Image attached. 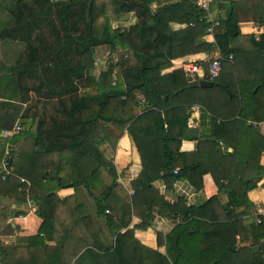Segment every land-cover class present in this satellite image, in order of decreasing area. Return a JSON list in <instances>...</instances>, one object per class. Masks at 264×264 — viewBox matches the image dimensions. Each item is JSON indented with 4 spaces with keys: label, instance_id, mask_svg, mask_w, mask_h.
<instances>
[{
    "label": "trees",
    "instance_id": "trees-1",
    "mask_svg": "<svg viewBox=\"0 0 264 264\" xmlns=\"http://www.w3.org/2000/svg\"><path fill=\"white\" fill-rule=\"evenodd\" d=\"M0 8L13 21L0 27V40L17 44L6 76L14 85L0 88V96L27 102L20 115L31 119L20 124L28 131L20 140L29 149L7 158L11 172L0 176V194L27 196L45 231L54 212L51 191L94 187L101 164L115 176L100 142L108 139L113 148L127 130L141 170L121 225L128 223L137 198L143 213L136 226L154 217L152 202L157 214L178 219L166 232L156 230L164 252L140 244L129 229L117 232L105 254L109 264H264V214L242 219L248 190L264 177V132L257 126L264 120V32L255 39L238 25L248 19L264 23V0H211L209 11L218 18L214 40L182 51L173 47L194 38L191 23L206 21V10L193 0H0ZM128 12L134 19L124 26L117 17ZM100 45L106 48L105 65L95 74L94 49ZM216 48L222 59L211 85H189L192 77L182 67L159 69L178 53ZM130 89L139 90L149 108L134 114L124 98ZM193 104L210 114V132L197 138L195 149L180 150L182 139L196 137L187 125ZM13 119L0 110V128L11 127ZM4 147L0 137V160ZM205 172L217 192L199 204H187L181 196L170 203L152 186L157 177L185 178L197 189ZM21 176L29 181L27 190ZM112 187L110 182L103 192ZM12 213L16 210L0 207V232L12 230L5 222ZM14 251L0 244V264H22L13 262Z\"/></svg>",
    "mask_w": 264,
    "mask_h": 264
},
{
    "label": "crops",
    "instance_id": "crops-1",
    "mask_svg": "<svg viewBox=\"0 0 264 264\" xmlns=\"http://www.w3.org/2000/svg\"><path fill=\"white\" fill-rule=\"evenodd\" d=\"M219 10L223 11V9L214 8L215 12ZM212 13L214 14L213 11ZM133 19L134 16L130 12L122 13L117 17V20L124 26L131 23ZM12 22L11 15L5 9L0 8V27L3 25L9 27ZM238 25L241 33L251 34L255 39H258L264 32V23L254 19L241 20ZM191 31L194 38L176 44L173 51L185 50L199 44L200 41H209L213 37L206 34L204 24L192 26ZM254 31L259 33L258 37L253 35ZM16 46L17 44L12 45L6 40H0V75L3 76L0 79V88H4V90L14 85L6 76L10 72L7 70L8 65L11 63L12 57L17 54ZM214 50L178 53L174 58L162 63L159 69L169 71L177 67L183 68V63L207 58L215 53ZM105 55L106 48L103 45L94 49L92 72L95 74L104 68ZM124 98L130 104L134 114L149 108L143 102L142 95L137 89L127 90ZM26 103L18 99L0 96V110L4 112L7 119L13 117V122L18 121L20 124L23 120L30 119L29 117L22 118L20 115ZM188 111L187 125L195 131L196 137L181 140L180 150L185 151L195 149L197 138L208 134L211 128L210 114L207 111L201 109L197 104L191 105ZM36 119L35 117L29 124L30 129L34 128ZM257 126L260 132H264V120L259 121ZM22 128H24L23 125ZM27 132L23 129L20 135L17 133L13 136L15 152H24L29 149V145L20 140V138H26ZM99 147L104 158L113 164L115 176L110 174L107 164L105 166L101 164L100 172L93 180L94 187L88 188L79 184L51 191L56 195L52 200L54 212L45 231L40 230L42 217L36 214V205L27 196L14 199L8 195L0 194V207L16 210V213L8 215L5 220L10 224L12 230L0 232V244L10 246L15 250L11 255L13 262L20 259L22 264H109L105 254L108 255L112 251L115 234L123 232L125 229H129L131 236L140 244L164 252V246L157 244L156 230L159 228L162 232H166L178 217L174 219L157 214L155 211L156 202H152L154 217L146 220L147 223L144 227L136 226V223L142 220L140 214L143 213V200L141 198H137L135 211L131 204L128 223L124 226L120 223L122 214L128 213L126 205L131 203L132 183L141 170L140 155L131 134L127 130L122 132L116 139L113 148L108 139L101 140ZM50 155L54 157V155ZM260 161H264V152ZM23 178L25 180L21 182L26 183L24 190H27L29 181L25 177ZM110 182H113L112 190H107L104 193L106 185ZM152 186L162 198L170 203L181 196L184 197L187 204H199L217 192V186L209 172L202 175V187L197 189L185 178L163 180L157 177L152 181ZM247 195L249 204L246 212L242 215L243 222L252 220L257 213L264 214V177L258 181L256 187L248 190ZM221 199L222 201L226 200V194L223 193ZM43 203L50 204L46 199H43ZM248 242L249 239L245 241V243Z\"/></svg>",
    "mask_w": 264,
    "mask_h": 264
},
{
    "label": "built area",
    "instance_id": "built-area-1",
    "mask_svg": "<svg viewBox=\"0 0 264 264\" xmlns=\"http://www.w3.org/2000/svg\"><path fill=\"white\" fill-rule=\"evenodd\" d=\"M195 4L202 10H206V21L204 23L205 25V32L208 35L213 36V28L216 24H218V18L215 17V15L209 11V4L211 0H193ZM112 26H117L115 21H111ZM197 24L191 23V26H195ZM253 35L258 37L259 33L257 31L253 32ZM214 38L210 39L209 41H213ZM217 50V51H216ZM215 53L213 55H210L207 58H202L199 61L191 60L186 63H183V69L184 71L189 74L192 78H207L211 79L212 77H215L218 75L220 70V61L222 59L221 54L219 50L216 48ZM232 57V54L229 53L226 57L227 59H230ZM206 65V66H205ZM205 73H207V77H205ZM143 100V98H142ZM22 129V126L20 123L14 122V124L9 128H3L0 130L1 137L5 140V147L3 156L0 160V176L4 178L7 174L11 172V168L8 164L7 158L10 156V154L14 151V142L13 136L17 133H19ZM178 170L177 167L173 169V172L176 173ZM25 179L23 177H20V181H24Z\"/></svg>",
    "mask_w": 264,
    "mask_h": 264
},
{
    "label": "water",
    "instance_id": "water-1",
    "mask_svg": "<svg viewBox=\"0 0 264 264\" xmlns=\"http://www.w3.org/2000/svg\"><path fill=\"white\" fill-rule=\"evenodd\" d=\"M189 85H211L212 84V80L211 79H207V78H191L188 81Z\"/></svg>",
    "mask_w": 264,
    "mask_h": 264
},
{
    "label": "rangeland",
    "instance_id": "rangeland-1",
    "mask_svg": "<svg viewBox=\"0 0 264 264\" xmlns=\"http://www.w3.org/2000/svg\"><path fill=\"white\" fill-rule=\"evenodd\" d=\"M113 18H115V17H113ZM101 46V45H100ZM106 56V55H105ZM109 144H110V146H111V143H110V141H109Z\"/></svg>",
    "mask_w": 264,
    "mask_h": 264
}]
</instances>
